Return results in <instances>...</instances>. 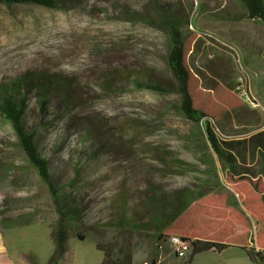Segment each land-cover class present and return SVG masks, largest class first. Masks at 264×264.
Segmentation results:
<instances>
[{"label": "rangeland", "instance_id": "rangeland-1", "mask_svg": "<svg viewBox=\"0 0 264 264\" xmlns=\"http://www.w3.org/2000/svg\"><path fill=\"white\" fill-rule=\"evenodd\" d=\"M55 2L0 3V92L24 100L27 130L58 191L70 226L59 264H101L96 243L120 231L132 241L134 264L181 263L172 248L152 244L158 228L197 194H233L224 164L179 110L162 22L180 25L194 103L214 116L215 132L226 141L247 139L264 124L262 111L246 114L238 92L245 85L264 107V26L237 21L244 14L237 0ZM250 153L247 145L237 163L258 174L262 160ZM11 216L16 220L2 235L12 256L46 264L55 249L56 206L0 115V224ZM197 222L201 233L218 229L216 221ZM233 240L245 245L246 236ZM193 264L255 263L231 248L202 253Z\"/></svg>", "mask_w": 264, "mask_h": 264}, {"label": "trees", "instance_id": "trees-1", "mask_svg": "<svg viewBox=\"0 0 264 264\" xmlns=\"http://www.w3.org/2000/svg\"><path fill=\"white\" fill-rule=\"evenodd\" d=\"M237 1L244 9L243 15L235 17L237 21L245 19L259 22L264 26V0ZM0 3L8 5L37 4L48 8H54L56 5L55 0H0ZM162 26L169 34V51L165 60L175 83L173 88L180 97L179 110L196 127L195 136L203 137L214 156L224 164V172L229 181V189L233 198L229 199L224 194L215 193L195 195V199L189 204L190 208L187 211L185 209L172 221L158 228L152 236V244L157 250L166 247L172 248L169 243L170 238L180 237L184 242L189 243L190 253L185 264H192L194 258L202 253H221L231 248L245 251L255 264H264V131H259L247 139L238 141H226L216 134L214 116L206 114L196 107L189 88L191 73L185 64L184 39L180 25L174 20H168L162 22ZM27 81L26 77L22 78L21 84ZM145 87L162 91L159 86L151 83ZM228 87L231 90L234 89L232 85H228ZM8 92V89H3L0 92V115L13 129L21 150L35 168L41 181L47 186L56 206L58 220L51 233L55 249L46 264H59L67 251L70 226L60 209L61 201L58 199V191L51 181L48 164L39 154L36 135L27 130L24 119V100L19 101ZM244 109L247 115L252 113L249 107ZM247 145L250 147L252 158L254 159L257 154L262 160V167L258 174H254L250 167L241 169V164L237 163L240 158L244 160L243 152H246ZM197 218L216 221L219 230H212L211 227L205 226V230L201 233L202 228L198 225ZM240 228L243 229L242 234H239ZM228 230L231 231L232 236H246L245 245L235 244L233 239L236 237L226 239L219 236ZM122 233L120 231L116 239L111 242L96 243V249L104 254L101 264H134V256L130 251L132 241ZM77 237L80 240L84 239L81 235ZM154 255L156 256V254ZM24 257L29 264H40L32 255H24ZM154 260L157 261L156 258Z\"/></svg>", "mask_w": 264, "mask_h": 264}, {"label": "built area", "instance_id": "built-area-1", "mask_svg": "<svg viewBox=\"0 0 264 264\" xmlns=\"http://www.w3.org/2000/svg\"><path fill=\"white\" fill-rule=\"evenodd\" d=\"M238 92L240 93L241 98L244 100V102L246 103V105H248L249 108L262 111L264 117V107L260 104L251 89L247 88L243 84H239ZM213 124L215 126L214 121ZM260 131H264V124L261 126ZM223 139H225V136L223 137ZM169 243L173 249L174 255L177 258L186 261L188 254L190 253L189 243L184 242L178 236L171 237Z\"/></svg>", "mask_w": 264, "mask_h": 264}, {"label": "crops", "instance_id": "crops-1", "mask_svg": "<svg viewBox=\"0 0 264 264\" xmlns=\"http://www.w3.org/2000/svg\"><path fill=\"white\" fill-rule=\"evenodd\" d=\"M189 208H187V209H189ZM187 209H186V211H187ZM15 220L16 219L13 216H11L10 219H7V222L4 225L0 224V264H27L24 257H23L24 256L23 253L17 252L18 256L13 257L11 252L8 250L6 244L3 241V235H2L3 231L7 228H11L14 224L13 221H15ZM209 253H212V252H209ZM218 254L220 255L221 253H218ZM174 259H176V261H181V263H178V264H185L184 260H181V259L177 258L176 256H174ZM193 262H194V260L192 261V264H193Z\"/></svg>", "mask_w": 264, "mask_h": 264}, {"label": "water", "instance_id": "water-1", "mask_svg": "<svg viewBox=\"0 0 264 264\" xmlns=\"http://www.w3.org/2000/svg\"><path fill=\"white\" fill-rule=\"evenodd\" d=\"M153 264H156L155 262Z\"/></svg>", "mask_w": 264, "mask_h": 264}]
</instances>
